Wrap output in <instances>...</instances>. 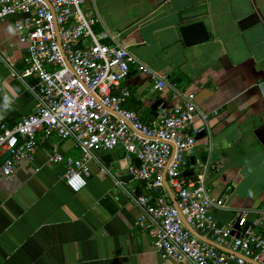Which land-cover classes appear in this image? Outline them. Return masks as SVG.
Wrapping results in <instances>:
<instances>
[{
    "label": "crops",
    "instance_id": "0c3cea01",
    "mask_svg": "<svg viewBox=\"0 0 264 264\" xmlns=\"http://www.w3.org/2000/svg\"><path fill=\"white\" fill-rule=\"evenodd\" d=\"M85 1L84 15L97 20L98 32L118 35L151 71L196 96L193 129L207 136L188 158L209 165L213 197H229L212 215L226 226L246 211L249 225L264 236V0ZM255 13L260 23L243 31L240 23ZM18 18L0 23V127L19 124L36 107V79L16 76L29 67ZM200 22L210 42L187 47L181 29ZM154 85L136 68L122 84L131 93L123 107L149 126L161 107L179 103L170 87L156 91ZM37 140L33 161L20 163L12 176L3 175L0 160V264H177L163 259L152 232L139 226L130 193L149 190L130 175L122 148L96 152L85 188L74 193L65 163L52 157L79 159L83 151L57 136L40 133Z\"/></svg>",
    "mask_w": 264,
    "mask_h": 264
},
{
    "label": "built area",
    "instance_id": "2783aa9c",
    "mask_svg": "<svg viewBox=\"0 0 264 264\" xmlns=\"http://www.w3.org/2000/svg\"><path fill=\"white\" fill-rule=\"evenodd\" d=\"M85 3L0 0V23L19 17L15 30L29 54L28 69L16 76L37 81L32 87L35 111L15 126L4 123L0 127L3 175L10 177L20 163L33 161L40 133L47 139L57 136L73 140L83 151L79 159L57 153L52 157L53 163H65L66 184L79 193L91 175L90 161L95 153L122 148L130 175L149 190L148 194L130 193L140 213L139 226L152 232L154 247L163 259L177 264H249L248 258L264 264V236L249 225L246 211H239L226 226L212 215L226 208L229 197L217 198L210 193L206 185L209 165H196L194 178L185 176L191 171L188 154L204 130L193 129L200 112L196 96L169 85L166 76L151 71L119 42L118 35L105 29L98 32L97 20L84 15ZM133 68L150 76L156 91L170 87L173 99H179L172 109L161 107L152 126L122 105L131 97L122 84ZM262 90L264 98V87ZM7 152L10 157L4 160ZM168 166V185L193 230L245 258L204 243L187 230L164 185Z\"/></svg>",
    "mask_w": 264,
    "mask_h": 264
},
{
    "label": "water",
    "instance_id": "95a60500",
    "mask_svg": "<svg viewBox=\"0 0 264 264\" xmlns=\"http://www.w3.org/2000/svg\"><path fill=\"white\" fill-rule=\"evenodd\" d=\"M259 23H260V17H259V15L257 13H255L252 16H250L249 18L243 20L240 23V27H241V29L243 31H245V30H248L250 28H253L254 26L258 25ZM181 34H182V37L184 39L185 45L187 47H194V46H198V45H203V44H206V43L210 42V40H211L210 32L208 31L206 25L204 23H201V22L200 23H194V24H191V25H188V26L183 27L181 29ZM59 41H60V39H59ZM124 122L132 130H134L133 126L129 122H127L125 120H124ZM206 136H207V131L204 129L202 132H200L197 135L196 139L198 140L199 137L202 138V137H206ZM9 157H10V153L7 152L4 155L3 159L6 160ZM195 166H196V161H195V159H192L191 160V170H194L195 169ZM168 169H169V166L164 171V177H163L164 185H165L167 191L169 192L171 201H172L175 209L178 211V213H179V215H180L183 223L185 224V227L187 228V230L189 232H191L194 236H196L197 238H199L204 243H207V244H209L211 246H214L217 249H219L221 251H224V252H227L229 254H232V255H235V256H239L241 258H245L242 255H239L238 253H235V252H233L230 249H226L225 247H222V246H220V245H218V244L210 241L206 237H203L202 235H200L199 233H197L195 230H193V228L188 224V222L186 221L185 217L183 216V214H182V212H181V210L179 208L176 195L174 194V192L171 190V188L168 185V182H167V172H168ZM193 175H194V173L191 172V173H187L185 176L186 177H191ZM239 229H240L239 228V224L237 223V225L235 227V230L238 231ZM245 259H246V261L249 264H258V263L253 262L251 259H248V258H245Z\"/></svg>",
    "mask_w": 264,
    "mask_h": 264
},
{
    "label": "rangeland",
    "instance_id": "374dc122",
    "mask_svg": "<svg viewBox=\"0 0 264 264\" xmlns=\"http://www.w3.org/2000/svg\"><path fill=\"white\" fill-rule=\"evenodd\" d=\"M84 7V6H83Z\"/></svg>",
    "mask_w": 264,
    "mask_h": 264
}]
</instances>
